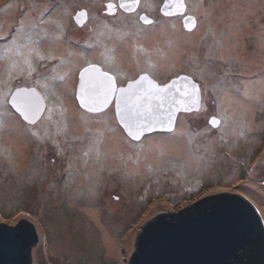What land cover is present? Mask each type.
<instances>
[{
  "label": "rangeland",
  "instance_id": "obj_1",
  "mask_svg": "<svg viewBox=\"0 0 264 264\" xmlns=\"http://www.w3.org/2000/svg\"><path fill=\"white\" fill-rule=\"evenodd\" d=\"M104 1L0 0V88L7 91L8 87L15 89L22 85L38 87L40 82L32 77L43 74L42 66H50V59H40L41 53H45L44 57L56 56V67L51 70L56 77L64 76L70 66L68 61H74L75 57L61 63L62 57L57 55L62 52L57 53L52 47L54 54H50L48 49L57 42L68 44L62 36L66 22L69 43L75 48L73 53H81L78 51L81 44L99 46L105 40L101 37L114 44L129 38L130 32L115 30L116 21L100 14L102 6H99ZM198 3L188 13L199 23L196 30H201L200 41L192 44L181 37L175 42L170 33L162 32L158 37L161 46L155 49L158 54H153L163 68L172 65L179 72L191 73L202 89L201 110L178 118L175 132L183 128L177 140L182 142L179 150L159 147L154 158L149 159L143 155L145 146L174 134L156 133L140 142H130L119 128L113 110L93 114L79 109L73 94L78 70L66 79L67 89L58 85L62 81L52 82L54 93L41 89L47 95L51 111L44 113L36 125L15 122L18 133L28 139L25 156L17 151L18 143L23 145L24 140L13 137L6 140L4 133L8 127L0 130V224H22L23 218L34 217L43 226L40 264H130L137 251V237L152 219L188 209L196 200L208 196L211 189L253 190L264 195L251 186L253 177H258L264 186V92L257 98L260 106L254 123L258 127H251L248 112L236 102L238 92L244 91L247 96L253 83H264V0H198ZM97 6L99 12L95 10ZM82 7L90 11V24L83 35L71 25L76 21L75 10ZM38 19L46 21L41 28L48 35L24 50L25 57L34 50L31 62L24 63L23 58L15 55L6 56L3 49L18 30L29 33ZM194 31L184 29L187 33ZM50 38L56 43L50 44ZM153 38L154 35L150 41ZM226 45L237 48L242 57L229 56ZM175 52L180 57L168 62L167 56ZM162 55L167 58L163 60ZM118 56L125 59L119 51ZM14 60H19V67L13 66ZM31 68L36 71L27 78ZM178 71L174 68L172 72ZM225 93L232 94L230 107L225 106ZM214 116L220 119L218 127L210 124ZM113 128L117 129L115 134L110 131ZM108 137L115 138L113 148L110 140L111 147H107ZM130 143L137 147H130ZM24 157L26 161L21 163L19 160ZM123 157L132 161L130 169ZM234 176L237 181L228 184L227 179ZM113 202L119 203V208L109 211ZM87 205L98 206L106 222L109 223L108 217L115 219L111 231L119 241L116 252H108L101 245L98 228L86 213ZM259 206L264 214V205ZM58 239L64 246L56 249L53 245Z\"/></svg>",
  "mask_w": 264,
  "mask_h": 264
},
{
  "label": "water",
  "instance_id": "obj_2",
  "mask_svg": "<svg viewBox=\"0 0 264 264\" xmlns=\"http://www.w3.org/2000/svg\"><path fill=\"white\" fill-rule=\"evenodd\" d=\"M185 13L183 0V7L171 16ZM87 18L75 17L80 24ZM201 108L202 89L199 109L178 111L176 124L181 114ZM218 121L212 126L218 127ZM156 133L167 132L146 133L141 141ZM6 226L0 224V264H40L43 226L34 217ZM136 250L130 264H264V214L253 191L211 189L188 209L152 219L138 235Z\"/></svg>",
  "mask_w": 264,
  "mask_h": 264
},
{
  "label": "snow or ice",
  "instance_id": "obj_3",
  "mask_svg": "<svg viewBox=\"0 0 264 264\" xmlns=\"http://www.w3.org/2000/svg\"><path fill=\"white\" fill-rule=\"evenodd\" d=\"M138 4L139 0H121L119 7L132 12L135 11L133 5ZM106 7L113 9L116 5L109 3ZM182 7L183 0H165L160 11L163 16L168 17L174 14L173 9ZM109 14L115 15V12ZM179 14L183 15L182 12ZM77 16L86 17L87 12L81 11L77 13ZM140 20L148 25L154 23L146 16H140ZM45 23V20L38 19L31 26L29 33L18 30L17 35L4 47V54L15 55L23 58L24 63H28L24 50L29 45L39 43L48 35L47 30L41 28ZM49 23L56 25L55 21ZM196 26L197 20L194 16L185 17L184 28L187 31L191 32ZM48 42L52 44L56 43V40L50 38ZM69 56H74L75 60L68 61L70 65L68 71L59 79L66 82V79L78 70L79 83L76 95L80 106L88 113L100 114L114 105L115 120L130 142L141 141L146 133L157 131L182 135L175 132L176 113L181 110L192 111L194 108L198 110L201 104L200 86L191 76H177L169 83L161 85L153 80L145 69H142L135 78H129L106 70L100 63L85 60L82 53H69ZM46 58L58 59L54 55L40 56L41 60ZM80 61H84L86 66L80 67ZM60 62L65 63V60L60 58ZM13 66L19 67V60H14ZM20 71L23 72V69L21 68ZM34 71L36 69L31 68L27 72V78H30ZM49 91H54V85L49 88ZM225 96L227 97V93ZM46 98L47 95L41 96L36 87L16 86L15 89L8 87L7 91L0 88V130L14 126L17 120L36 125L42 119L43 113L51 111L45 106ZM48 119L51 117L49 116ZM210 124L218 125L217 117H212ZM110 131L115 134L117 129L113 128ZM129 146L137 147L131 143Z\"/></svg>",
  "mask_w": 264,
  "mask_h": 264
},
{
  "label": "flooded vegetation",
  "instance_id": "obj_4",
  "mask_svg": "<svg viewBox=\"0 0 264 264\" xmlns=\"http://www.w3.org/2000/svg\"><path fill=\"white\" fill-rule=\"evenodd\" d=\"M99 1H102V0H99ZM184 2L186 5L185 16L192 15L191 13H188V11H190L191 9L194 10L199 6L198 0H184ZM109 3L116 5V7L113 9H107L106 5ZM120 3H121V0H105L103 4L99 6L100 8L102 6L100 14H102L105 17H108V19L112 21H116V24L114 25V29L115 30H125L127 32H130L129 33L130 37L125 38V39H120L122 41L116 42L115 44L112 43V40L101 37V39H105V40L103 41L102 44L99 43L100 44L99 46H97L96 44V47L95 45H93V43H89L87 45L81 44V49H78V51H80L84 55L85 60L91 61L94 63H100L106 70H110L113 73L117 74L118 76H127L129 78H135L136 75L139 74V72L142 69H145L149 72L152 79L157 81L161 85L168 83L172 78H175L182 74L192 76L191 73H186L183 71L179 72L177 66L171 67L172 65H169L167 68H163L162 63L160 64L159 59L154 57L153 54H158L155 51L156 46L158 47L161 46L158 41V37L162 35L163 33H165V30H162V29H167L171 37H173L174 41L181 40L180 38L182 37L184 40H191L194 43V41L196 40L195 37H197L198 35L199 28H197V30L195 29L196 31H194L193 33H187V32H184L185 28H184L183 20L185 16H168V17L163 16L161 14L160 9L163 7L165 0H139L138 5H133V7L135 8V11H132V12H129L126 9H121L119 7ZM99 7L97 6L95 8V10H97L96 12H99ZM87 9L88 8L82 7V8H77L75 10V14L81 11L87 12L88 18L86 22L80 24L77 21H75L71 23L73 28L79 31L78 33L82 35L85 32V28L88 26V24H90L89 23L90 11ZM110 12H115V15L109 14ZM173 12H174V9H173ZM140 16H146L148 19L153 20L154 23L152 25L145 24L143 21L140 20ZM64 25L67 28L68 22L64 23ZM197 25H199V23H197ZM66 28L64 30L65 34L63 35L62 33V36L64 37L65 40L68 41V44H65V48L63 52L61 54H58L57 56H60L63 59H70V57L72 56H69V53H73L74 51L72 50L75 48H73L69 43V37L67 35L68 32L66 33L67 31ZM158 28L160 29L162 28V29L160 30ZM61 30H63V28ZM171 30L173 31L172 33H171ZM174 30L179 31L178 34ZM143 34H144V37H143ZM135 35L137 37H135ZM153 35L155 36V38H153V40L150 41ZM152 46H154V48H152L151 50L150 47ZM52 47L53 46H50V48L48 49L50 54H54L52 52L53 51ZM115 51L117 55L115 54ZM118 51L121 57L123 55L125 56V59H121L118 56ZM160 51L162 50L160 49ZM29 52H33V54L31 53L28 54L26 58L29 62H31V58L35 56L34 50H30ZM57 53H60V52L57 51ZM41 54L42 56L45 55V53L44 54L41 53ZM48 63H50L49 65L51 67L48 65L42 66L41 68L45 67L44 72H42L43 73L42 75L37 76V77H32L33 79L36 80V82L37 81L40 82L38 84V87L36 86V89L42 94V96L45 95L42 92L43 89L44 90L49 89L52 85H54L52 83L53 81L54 83H56L57 81L58 82L61 81L59 79L60 77L59 76L56 77L55 72L51 70V68L56 67L55 60L50 59ZM163 65H167V64H163ZM83 66H86L84 61H82V64L80 65V67H83ZM174 68L178 72L173 73L172 71L174 70ZM57 73H63V72L57 71ZM153 74L160 78H166V80L162 81L160 78L159 79L156 78ZM63 83H66V82H61L58 85L61 87ZM78 83H79V77H78V72H77L76 80L74 82V87H73L74 99L76 101L77 107L81 109L82 111H86L80 106V103L77 100L76 88L78 86ZM27 87H34V86H27ZM54 91H55V85H54ZM54 91H51V93H54ZM45 102H46L47 108L50 109L47 99H45ZM109 110L114 111V105H111L106 109V111H109ZM45 113H47V111Z\"/></svg>",
  "mask_w": 264,
  "mask_h": 264
},
{
  "label": "bare ground",
  "instance_id": "obj_5",
  "mask_svg": "<svg viewBox=\"0 0 264 264\" xmlns=\"http://www.w3.org/2000/svg\"><path fill=\"white\" fill-rule=\"evenodd\" d=\"M228 1H231V0H228ZM204 9V8H203ZM207 10V9H205ZM162 30H165V32H167V34L169 33L167 31V29H162ZM175 32H178L177 30H174ZM200 32V33H199ZM203 33V31H202ZM201 30L198 31V35L197 37H195V41L194 43H196L198 40L200 41V38H201ZM168 36V35H167ZM155 38V36H154ZM263 38H264V34H263ZM47 43V41H46ZM58 44H52V46L54 48L57 49L58 52H63L64 48H65V43H61V42H57ZM192 43V44H194ZM197 44V43H196ZM230 45H226L224 47L225 48V52H227V54L230 56V55H237V56H240L242 57V52H240L237 48L233 47V49H230L229 48ZM179 52V51H178ZM175 54H177L176 52L174 53V55H168L167 57H170V59L168 60V62L170 60H172L173 58H178L180 56H176ZM161 56V54H160ZM163 57V60L166 57V55H162ZM172 57V58H171ZM182 57H184V55H182ZM246 73V72H245ZM254 85H252L248 90V94L247 96H245L246 94L243 92H238L237 96L239 97V99L236 101V98H235V101L238 103V104H241L243 106V108L248 112V119L252 122L250 125L252 128L254 127H258L257 124L254 123V121H256V115H255V112H256V109L260 106V104L258 103L257 101V98H258V95L261 94V92L263 91L264 92V87H262L261 83H253ZM66 85V83H65ZM65 85L64 83L61 85V88L62 90H64L65 88ZM245 96L244 99H242L243 97L241 96ZM230 96H232L231 93H228L227 94V97L225 96L224 97V102H226V105L227 107H230L232 106V101L231 102H228ZM237 97V98H238ZM228 103H230V105L228 106ZM236 104V103H235ZM237 107L239 105H236ZM183 125H181L182 127ZM182 129L183 128H179V134H182ZM18 128H16V125L12 126V127H8L7 128V131L4 133V138L6 140H9V138L13 137V139L15 140H24V144L22 145V142L21 143H18L19 145H17V151H20L21 153H24L25 149H26V146L28 144L27 142V138L24 137L23 134H20L18 133ZM7 136V137H6ZM181 135H173L172 137H168V138H165L163 139V141H158V140H153L151 141L150 143L147 144V146H145L144 148V154L145 156H148V158H154V154L155 152L157 151V149L160 147V148H164V149H172V150H179L181 148V145H182V142H179L177 141L178 138L180 137ZM9 137V138H8ZM109 140L110 142H112V148L115 146V143L111 137L109 139H107L108 143H107V147L110 148L111 146H109ZM19 152V153H20ZM20 153V154H21ZM24 156H25V153H24ZM123 159H126L127 160V165L129 166V169L130 167H132V161H128L127 157H123ZM117 162H120L119 159H113ZM21 163H24L26 161L25 157L22 158L21 160H19ZM123 160H121L122 162ZM191 161H189L190 163ZM192 164V163H190ZM260 179L258 177H253L251 178V186L253 185L254 187H257L258 190H261L262 192H264V186L263 184H260L259 181ZM237 181V176H234V177H231V178H228L227 179V182H229L228 184H233ZM156 186L155 184L153 185V187ZM250 189V188H249ZM250 191V190H249ZM253 191V190H252ZM257 192V193H256ZM253 191L258 203H260L261 205H264V195L263 194H260L258 191ZM119 204V203H118ZM116 204V203H111L110 206L108 207L109 211H115L116 210V207L119 208V205ZM86 213L89 215V217L92 219V221L95 222L98 230L96 231L97 232V237H99V240L101 242V245L103 247H106L107 251L108 252H116V247L118 246V239L115 237V235L112 233L111 231V228L115 225V219H111L110 217H108V222H106L105 219L102 218V213H101V210L99 209L98 206H91V205H87L86 207ZM92 222L89 221V224H91ZM58 242H54V245L53 247L55 248L56 246V249L58 248H62L64 246L63 242L59 241V239L57 240ZM52 247V249H53ZM53 251V250H52Z\"/></svg>",
  "mask_w": 264,
  "mask_h": 264
},
{
  "label": "trees",
  "instance_id": "obj_6",
  "mask_svg": "<svg viewBox=\"0 0 264 264\" xmlns=\"http://www.w3.org/2000/svg\"><path fill=\"white\" fill-rule=\"evenodd\" d=\"M199 204V203H198ZM2 225H4V224H2ZM5 227H7L6 225H4Z\"/></svg>",
  "mask_w": 264,
  "mask_h": 264
}]
</instances>
